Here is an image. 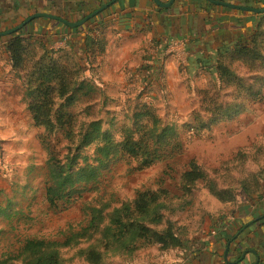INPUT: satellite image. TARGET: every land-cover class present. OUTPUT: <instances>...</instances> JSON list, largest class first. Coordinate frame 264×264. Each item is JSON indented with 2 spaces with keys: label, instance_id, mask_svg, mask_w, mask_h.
<instances>
[{
  "label": "trees",
  "instance_id": "trees-1",
  "mask_svg": "<svg viewBox=\"0 0 264 264\" xmlns=\"http://www.w3.org/2000/svg\"><path fill=\"white\" fill-rule=\"evenodd\" d=\"M67 1L75 15L90 2L42 0L37 3L40 8L37 13L53 15L70 23L80 21H71L72 18L67 17V8L62 7ZM130 1L119 0L76 28H69L48 18H38L33 20L35 25L31 35L23 32L31 24L28 23L20 31L5 37V54L14 77L20 82L32 125L38 131H43L38 140L47 155V203L52 209L58 210L71 206L86 193H93L95 198L82 207L85 218L83 225L78 229L68 228L64 232L63 241L26 238L19 243L16 251L2 253L0 264H72L75 260L81 261V264H105L108 259L116 257L131 260L143 249L155 248L160 253L182 250L185 235H181L180 229H177L175 215L183 213V209L193 203L195 206V199L202 190L205 189L224 206L233 203L238 192L245 196L261 192V183L245 181L259 178V175L247 169L246 164L247 155H251V152L259 153L260 145H256L251 152L250 148L240 149L232 160L223 162L211 172L191 160L180 175L181 195L175 197V203L171 200L167 203L169 192L164 188L157 191L138 190L134 198L118 203L114 193L109 194L100 187L105 176H109L113 167L122 162L127 164L129 172L138 173L158 163L174 160L182 152L179 132L174 125L162 122L155 105L160 92L156 76L166 61L165 53L171 40L188 35L185 43L186 63L181 69L189 78L197 72L205 71L210 73L212 83H219L212 93L205 94L203 106L207 114L206 117L197 115L191 122L194 131H210L223 120L236 119L243 112L251 115L253 110L250 108L264 102V14H258L259 20L250 36L244 39L243 31L231 40L216 35L204 24L199 34L191 33L189 29L186 32L182 20L181 23L177 22V17L185 14L180 0H175L168 8L157 6L154 0H133L136 2L132 6ZM202 1L209 4L206 0ZM235 2L231 4L264 9V0ZM121 4H124L123 8ZM46 6L53 12H48ZM172 8L178 10V15L173 13ZM196 9L193 8V13ZM106 14L119 15L125 23L113 37L132 38L150 34V50L155 52L153 57L142 55L143 64L130 77V81L135 79L139 87V91L135 92V88L130 93L136 95L137 99H144L149 106L134 110L126 116L127 125L121 127L119 140L103 130L102 123L98 121L81 123L75 129L76 115L64 109L72 107L79 98L90 97L96 91L101 92L95 79L90 77L87 80L83 77L85 69L81 61L86 60L85 54L89 51L92 55L90 61L95 59V55L100 58L97 63L90 62L91 67L93 64L99 67L105 64L111 34L107 37V26H89L93 20ZM86 27L89 33L85 31ZM60 29L67 31V47L57 52L50 51L41 40H60L56 33ZM36 36L41 40L37 41ZM222 40L230 43H222ZM147 51L144 48V52ZM234 62L248 66V74L241 76L238 67L233 66ZM226 88L232 90L230 94L225 93ZM227 99L230 101L227 102ZM61 138L65 140V145L62 152L56 153L53 144L61 145ZM85 151L89 153L85 154ZM202 184L204 186L201 190ZM18 207L16 201L0 204V218L12 231L22 221L29 219L28 213L26 215L22 207ZM263 220L264 214L254 219L252 224ZM247 224L243 223L232 237L224 234L225 241L231 244L236 263L240 261L244 250L249 248L245 246L246 239L243 236V228ZM223 226L220 225V228ZM217 227L212 219L207 223L202 237ZM238 244L244 247L239 250ZM200 246L204 247L202 243L198 244ZM71 250L77 251L74 259L67 261L64 252ZM196 253L198 257L195 258L200 262L203 250ZM212 256L214 254L209 253L208 257ZM222 256L218 255L219 259Z\"/></svg>",
  "mask_w": 264,
  "mask_h": 264
},
{
  "label": "rangeland",
  "instance_id": "rangeland-1",
  "mask_svg": "<svg viewBox=\"0 0 264 264\" xmlns=\"http://www.w3.org/2000/svg\"><path fill=\"white\" fill-rule=\"evenodd\" d=\"M84 1L90 2L85 9L78 11L76 15L70 9L71 6L68 1L62 4V7L67 8V17H71V21H78L90 15L111 0ZM161 1L169 2V0ZM47 11L50 12L51 10L48 9ZM172 11L178 15V10L172 8ZM34 12L33 15L37 14L36 9ZM177 18L179 19L177 22L181 23L182 15ZM120 21L119 15L106 14L93 20L89 27L100 26L103 28L107 26L106 35L108 37L111 34L112 41L114 33L118 31L117 29L125 25L124 22ZM33 30L26 28L23 32L27 33L26 35H31ZM85 31L89 33L87 27ZM56 33L60 39L58 41L41 40L37 36L36 39L37 41L41 40V43L50 51L57 52L67 47L65 39L67 31L60 29V31L56 30ZM251 34L252 32L247 29V33L243 34L244 39ZM177 39L183 40H178V43L168 47L167 54L169 56H165L167 62L165 61L161 65V70L156 76V79L159 80L160 92H158L155 105L162 122L174 125L179 132L183 144L181 154L174 160L158 163L154 167L138 173L129 172L127 164L122 162L113 167L109 176H105L100 187L109 194L114 193L118 203L134 198L138 190L157 191L164 188L169 192L167 203L169 200L175 203V197L181 195L179 191L180 175L188 167L191 160H195L206 171L211 172L219 168L223 162L232 160L240 149L250 148L251 152L256 145H260L259 153L251 152V155H247L246 164L247 169L255 172L259 178L245 180L249 183H261L262 189L259 194L245 196L238 192L235 201L224 206L213 199L205 189L202 190V186H204L202 184L200 185L202 191L195 199V206L193 203L187 209L185 207L183 213L175 215L177 218L176 227L180 229L181 235H185L184 246L189 248L200 239L208 222L212 219L216 222L220 218H227L231 212H236L234 209L236 202L239 203V208L241 207L243 210L248 199H250L249 197L251 200H255L259 196L264 198V102L252 106L250 109L253 110V114L251 115L243 112V115L236 119L223 120L218 122V125L216 123V126L210 131L198 133L194 131L191 122L197 115L206 117L207 114L203 106L205 94L212 93L219 83L211 82L209 72H197L189 78L182 71L181 66L186 63L185 42L188 41V37ZM125 43L127 42H123V44ZM222 43H229V41L222 40ZM117 46L115 43L111 45L110 55L107 53L105 64H100L101 67L96 64L91 67L90 62L97 63L100 60L98 55H95V59L90 61L92 57L90 52L85 54L86 60L81 61L85 69L83 77L87 80L90 77L95 79L101 92L96 91L90 97L79 98L72 107L64 109L76 115L75 129L81 123L88 124L98 121L102 123L103 130L110 132L116 140H119L121 127L127 125L126 116L134 110H142L149 105L148 102H144V99H137L133 93L123 97L113 95L105 88L110 76L127 70L130 63L134 62L129 55L130 45H124L125 50H116ZM108 55L109 57H107ZM233 66L238 67L241 76L248 74V66L239 62H234ZM101 85L104 86L103 89ZM225 91L226 94H230L232 90L226 88ZM17 98L15 95L12 104L4 106L2 103L3 106L0 107V204L16 201L25 214L28 213L29 219L22 221L12 231L8 224L0 218V256L2 253L16 251L19 243L26 238L63 241L64 232L68 228L78 229L83 225L85 218L82 207L95 198L93 193H86L69 207L54 210L49 206L45 197L47 155L38 140L43 131H38L33 125H29L26 113L20 107ZM226 101L229 102L230 99ZM62 104L63 102L60 106ZM64 141L61 138V145L52 143L56 153L62 152L61 149L65 145ZM88 153L89 151H85V154ZM216 178L218 179V177ZM76 251L64 252V259L73 260ZM80 262L75 260L72 264H81Z\"/></svg>",
  "mask_w": 264,
  "mask_h": 264
},
{
  "label": "crops",
  "instance_id": "crops-1",
  "mask_svg": "<svg viewBox=\"0 0 264 264\" xmlns=\"http://www.w3.org/2000/svg\"><path fill=\"white\" fill-rule=\"evenodd\" d=\"M41 1L42 0H0V33L16 27L21 21L33 15L35 9L36 12H38L40 8L37 7V3ZM180 1L182 3L181 7L185 10V14L182 15L183 18L181 19L182 26L186 32H188L189 29V32L194 34H199L202 24H204L216 35L222 36L224 39L231 38L232 40L234 36L237 37L241 35L243 31L247 33V29L252 32L259 20V16L256 13L232 10L213 4L210 6V3L207 4L202 0ZM135 2L136 1H132L129 3L130 6ZM229 3L236 2L235 0H230ZM121 6V8H123L124 4H121ZM193 8H197L194 13ZM120 22L123 21L121 20ZM30 23L31 25L27 28L32 30L34 29L35 22L31 21ZM145 35L146 34H140L132 38H118L115 36L110 42L108 54L113 43L118 45L116 50H125L123 46L130 45L131 51L129 55L134 60V62L130 63L127 70L119 74H113L108 78V85L105 86V88L108 89L109 92H112L113 95L127 94L135 88V92L139 91L135 79L130 81V77H132L134 70L143 64L144 58L142 55L147 54V56L150 57L155 56V52L150 50L149 46L150 34L147 35V37H145ZM186 36L188 37V35ZM5 37H0V107L3 106L2 103H4V106L12 104L15 100V95H17V102L20 104L22 110L25 111L29 125H32V121L23 101V92L20 87V82L14 77L7 53L5 54L7 48V39ZM123 42L127 43L123 44ZM144 48L148 49L147 53L144 52ZM167 51L165 56H169ZM109 55L107 57H109ZM101 88H104V86L101 85ZM259 197L255 200L248 199L246 207L243 210L241 207L239 208V203L236 202L235 204L238 208L235 206L234 209L236 212L238 210L237 213L231 212V215L229 214L227 218L223 217L216 220L215 223L218 227L212 230L206 237L201 236L200 239L189 248L184 246L182 250L176 249L167 253H160L155 248L143 249L131 260L116 257L108 259L105 264H264V220L252 224L254 219L264 214V198ZM245 220H248V222H245ZM243 223H248V228L243 229L245 232L243 236L244 239H246L245 246L249 248L244 250V252H246L245 257L243 259L240 258V261L236 263L234 261L236 257L232 252L231 244L225 241L224 234L232 237ZM220 225H224L223 228H220ZM201 243L204 246L203 248L201 246L198 247V244ZM243 247L242 244L241 246L239 244L237 245L239 250ZM198 250H203V255H201L203 258L200 257V262H197L195 258V256L198 257V253H196ZM226 252L227 254L225 257ZM209 253L214 254V256L209 258ZM220 254L223 255L222 259L218 257Z\"/></svg>",
  "mask_w": 264,
  "mask_h": 264
},
{
  "label": "water",
  "instance_id": "water-1",
  "mask_svg": "<svg viewBox=\"0 0 264 264\" xmlns=\"http://www.w3.org/2000/svg\"><path fill=\"white\" fill-rule=\"evenodd\" d=\"M119 0H111L110 2H108L107 4L103 5L100 9L94 11L93 13H91L90 15H87L86 17H84L83 19H81L80 21L76 22V23H70L67 22L59 17L53 16V15H49V14H44V13H37L35 15H32L31 17L27 18L25 21H23V23H21L19 26L12 28L10 30H7L5 32H1L0 33V37H5L8 36L12 33H15L17 31H20L21 29L24 28L25 25H27L28 23H30L31 21L38 19V18H48L54 21H57L59 23H62L63 25L69 27V28H76L78 26H81L83 24H85L88 20L94 18L95 16H97L100 12L104 11L105 9L109 8L110 6H112L113 4H115L116 2H118ZM208 3L216 5V6H221L224 8H228V9H232V10H238V11H242V12H251V13H256V14H264V9H256V8H250V7H243V6H239V5H234L231 3H226V2H219V1H215V0H206ZM155 4L159 7H164V8H168L170 7L175 0H169V2L167 3H162L160 0H154ZM251 225V223H250ZM248 227V225L244 226L243 229H246ZM227 252L225 253V257H226ZM246 255V252H244L242 254L241 259H243Z\"/></svg>",
  "mask_w": 264,
  "mask_h": 264
},
{
  "label": "built area",
  "instance_id": "built-area-1",
  "mask_svg": "<svg viewBox=\"0 0 264 264\" xmlns=\"http://www.w3.org/2000/svg\"><path fill=\"white\" fill-rule=\"evenodd\" d=\"M178 40H183V39H176V40H171L170 43H169V46L170 45H175L176 43H178ZM186 43V42H185ZM168 46V47H169Z\"/></svg>",
  "mask_w": 264,
  "mask_h": 264
}]
</instances>
